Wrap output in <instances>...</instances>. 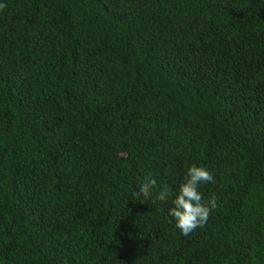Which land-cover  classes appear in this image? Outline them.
Here are the masks:
<instances>
[{
    "label": "trees",
    "instance_id": "trees-1",
    "mask_svg": "<svg viewBox=\"0 0 264 264\" xmlns=\"http://www.w3.org/2000/svg\"><path fill=\"white\" fill-rule=\"evenodd\" d=\"M0 4V264H264V0Z\"/></svg>",
    "mask_w": 264,
    "mask_h": 264
},
{
    "label": "clouds",
    "instance_id": "clouds-1",
    "mask_svg": "<svg viewBox=\"0 0 264 264\" xmlns=\"http://www.w3.org/2000/svg\"><path fill=\"white\" fill-rule=\"evenodd\" d=\"M6 5L0 4V9ZM215 183V178L205 167L195 163L190 164L186 169L183 181L173 195V189L162 183L155 198L160 201H167L172 196V207L169 209V216L175 220L176 227L184 236H189L197 228H203L209 219L210 212L217 207L216 196L204 200L199 191L201 184ZM157 188V179L152 174H146L139 186V193L149 198L153 190Z\"/></svg>",
    "mask_w": 264,
    "mask_h": 264
}]
</instances>
